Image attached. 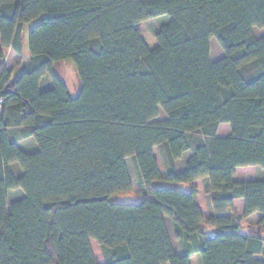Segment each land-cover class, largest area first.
<instances>
[{
  "label": "trees",
  "instance_id": "16d2710c",
  "mask_svg": "<svg viewBox=\"0 0 264 264\" xmlns=\"http://www.w3.org/2000/svg\"><path fill=\"white\" fill-rule=\"evenodd\" d=\"M254 29L264 31V0H0V264H99L90 240L102 264H264V177L233 179L237 167L264 168V32ZM26 33L13 79L4 49L20 61ZM64 60L75 96L53 72ZM160 109L166 119L154 121ZM220 123L230 135H216ZM28 138L32 151L15 141ZM127 158L134 203L112 200L132 191ZM198 179L206 217L196 189L175 186ZM255 212L263 234L238 222Z\"/></svg>",
  "mask_w": 264,
  "mask_h": 264
},
{
  "label": "rangeland",
  "instance_id": "374dc122",
  "mask_svg": "<svg viewBox=\"0 0 264 264\" xmlns=\"http://www.w3.org/2000/svg\"><path fill=\"white\" fill-rule=\"evenodd\" d=\"M163 20V18H153L151 20H149L148 25L149 28L152 31L157 30L158 26L160 25L161 21ZM29 29L26 30V32L28 33ZM263 30H259V29H254V33L257 36H260L263 34ZM27 33L25 36V43L27 44ZM23 53V58H20V65L18 67H15L14 65V73H13V79H15L17 77V75L21 72V68H23L24 64L26 63L27 59L26 56L27 54L25 52ZM223 55V51L221 50V48L219 47V45L217 44L216 40L214 38H212L210 40V57L213 60L219 59L220 57H222ZM53 72L61 79L63 80L67 86L69 87L71 92H75L78 89V85H79V81H78V76H77V72H76V68L75 65L72 61L70 60H64V61H60L54 64L53 66ZM42 86L46 83V81H49L50 84H52V80L51 77L49 76H44L42 79ZM166 119V116L164 114V112L160 109L159 110V115L157 118L154 119V121H162ZM153 154L155 156V158L157 159V163H158V167L160 170V173L163 174L165 172V168H164V164H163V160L161 157V153L158 150V148H154L153 149ZM126 165L129 171V175L131 178V182H132V191L130 192H126V193H121V194H117L115 195L112 200L113 201H117V202H124V203H134V202H138L139 199L141 198L138 194L137 191L139 189V183L137 180V176H136V172L135 169L133 167L131 158H127L126 159ZM19 191V190H18ZM17 190H14L13 192H11L10 196H9V200H12L13 198H17V196H19V192ZM206 213V210L205 212ZM236 215H238L237 213H235ZM240 216V215H238ZM167 218V217H166ZM256 218H243L240 219L238 222L240 223V225L245 226L247 224L251 225V232H255V233H259V234H263V231H261L259 229V227L257 226V220H255ZM170 221L169 219H167V222ZM205 224L201 225L202 229H205ZM169 230H170V239L171 242L173 244V247L175 250H177L178 252H180V246L179 243L177 242V240L175 239V231L173 229V225H169ZM214 234V232L212 233ZM90 246L94 255V258L96 260L97 263L102 264L105 261L106 258V253L104 252V249L97 244V242L95 240H90Z\"/></svg>",
  "mask_w": 264,
  "mask_h": 264
},
{
  "label": "crops",
  "instance_id": "0c3cea01",
  "mask_svg": "<svg viewBox=\"0 0 264 264\" xmlns=\"http://www.w3.org/2000/svg\"><path fill=\"white\" fill-rule=\"evenodd\" d=\"M25 42L26 41H25V36H24L23 52H25L27 54L26 59H28L29 58L28 46ZM4 51H5L4 65L7 68H14V65L19 61V56L14 52V50L12 48H5ZM50 86H51V84L49 81H46V83L43 86H42V80L40 81V88L41 89H46ZM77 91H78V89L75 92H71V91H69V92H70L71 96H75ZM230 134H231L230 124L220 123L218 125L217 131H216V135L218 137H225V136H228ZM15 141L18 144V146H20L22 149H24L26 151H32L36 147L34 141L31 138L17 139ZM189 154H190L189 152H184L182 154L181 158H179L176 161V168L178 171H181L184 168L187 157L189 156ZM161 175H164V173ZM258 177H264V168H261L259 166H244V167H237L235 169L233 179L235 181L246 182V181L255 180ZM175 186L184 190V191H187V192L190 191L191 188H195L197 191L196 201L201 207V213H202L203 217H206L209 214L213 213V211L211 209L210 202H209V198L206 194V184L204 182V179L195 180L194 182H192L190 184H179V185H175ZM18 192H19V195L22 194L21 191H18ZM243 208H244V200L243 199L238 198V199H235L233 201V209H234L235 213H237L238 215H241L243 212ZM205 210H206V213H204ZM253 217H255L256 218L255 220L258 221L259 218L261 217V214L258 212H255V213L251 214L250 216H248L247 218L250 219ZM167 219H169V218H165V223H166V228H167V231H168V234L170 237L169 225L170 224L172 225V222L170 219H169L170 221L167 222ZM204 228L205 229H203V230L206 231L210 235H212V233L215 231L214 227L206 225V224H205ZM171 244H172V242H171ZM172 247H173V244H172ZM173 249H174V247H173ZM174 251L177 254H180V252H178L177 250L174 249Z\"/></svg>",
  "mask_w": 264,
  "mask_h": 264
},
{
  "label": "built area",
  "instance_id": "2783aa9c",
  "mask_svg": "<svg viewBox=\"0 0 264 264\" xmlns=\"http://www.w3.org/2000/svg\"><path fill=\"white\" fill-rule=\"evenodd\" d=\"M2 110H3V102L2 99L0 98V115L2 113Z\"/></svg>",
  "mask_w": 264,
  "mask_h": 264
},
{
  "label": "water",
  "instance_id": "95a60500",
  "mask_svg": "<svg viewBox=\"0 0 264 264\" xmlns=\"http://www.w3.org/2000/svg\"><path fill=\"white\" fill-rule=\"evenodd\" d=\"M264 239V238H263Z\"/></svg>",
  "mask_w": 264,
  "mask_h": 264
}]
</instances>
